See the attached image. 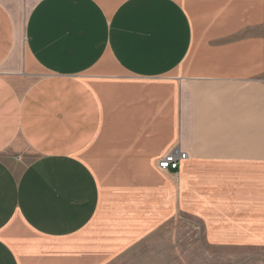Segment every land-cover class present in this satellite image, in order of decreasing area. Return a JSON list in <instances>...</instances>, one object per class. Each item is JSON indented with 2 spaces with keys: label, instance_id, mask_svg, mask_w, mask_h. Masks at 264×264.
Segmentation results:
<instances>
[{
  "label": "crops",
  "instance_id": "0c3cea01",
  "mask_svg": "<svg viewBox=\"0 0 264 264\" xmlns=\"http://www.w3.org/2000/svg\"><path fill=\"white\" fill-rule=\"evenodd\" d=\"M185 215L264 251V0H0V264H110Z\"/></svg>",
  "mask_w": 264,
  "mask_h": 264
},
{
  "label": "rangeland",
  "instance_id": "374dc122",
  "mask_svg": "<svg viewBox=\"0 0 264 264\" xmlns=\"http://www.w3.org/2000/svg\"><path fill=\"white\" fill-rule=\"evenodd\" d=\"M110 264H264V251L211 248L205 243L201 222L185 215Z\"/></svg>",
  "mask_w": 264,
  "mask_h": 264
},
{
  "label": "built area",
  "instance_id": "2783aa9c",
  "mask_svg": "<svg viewBox=\"0 0 264 264\" xmlns=\"http://www.w3.org/2000/svg\"><path fill=\"white\" fill-rule=\"evenodd\" d=\"M186 158V154L175 149L159 160L158 167L164 172L177 171L179 170L181 161L185 160Z\"/></svg>",
  "mask_w": 264,
  "mask_h": 264
}]
</instances>
